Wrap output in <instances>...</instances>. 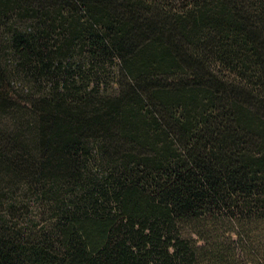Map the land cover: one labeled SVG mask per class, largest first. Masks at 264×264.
Instances as JSON below:
<instances>
[{"label":"trees","instance_id":"16d2710c","mask_svg":"<svg viewBox=\"0 0 264 264\" xmlns=\"http://www.w3.org/2000/svg\"><path fill=\"white\" fill-rule=\"evenodd\" d=\"M1 117L0 264H264V0H0Z\"/></svg>","mask_w":264,"mask_h":264},{"label":"rangeland","instance_id":"374dc122","mask_svg":"<svg viewBox=\"0 0 264 264\" xmlns=\"http://www.w3.org/2000/svg\"><path fill=\"white\" fill-rule=\"evenodd\" d=\"M26 24L29 25L30 23L26 21ZM17 25L20 27L21 26L20 22L17 23ZM2 63L5 64L4 61H2ZM6 63L10 64L9 58L8 60H6ZM97 80L98 83L94 85H96L99 93L111 94L116 91L117 84H116V77L114 75V70L108 65L105 66L103 72L99 73ZM11 84L13 85L17 93H21L19 92L21 87L23 88L24 93L30 92L34 95H37L40 92V86H38V84L31 83L30 85V83L27 82L26 79H23V77L19 74H12ZM91 85L93 86L92 83ZM31 87L32 90H29ZM4 119H6V117L0 118V121H2L1 123L8 122V120H4ZM11 130L13 129L11 128ZM14 210L16 213L15 220L17 222V225L20 227L21 226L23 227V225H25L26 223V225L33 226L38 229L51 223L52 219H54V212L45 206L43 207L41 205L39 197H37L33 192L30 191L23 193L19 203L15 205ZM262 233L264 238V226H262ZM246 239L247 238L245 237L244 240Z\"/></svg>","mask_w":264,"mask_h":264}]
</instances>
